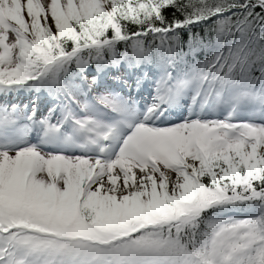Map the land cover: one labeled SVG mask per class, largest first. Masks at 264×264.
Masks as SVG:
<instances>
[{"label":"snow or ice","instance_id":"obj_1","mask_svg":"<svg viewBox=\"0 0 264 264\" xmlns=\"http://www.w3.org/2000/svg\"><path fill=\"white\" fill-rule=\"evenodd\" d=\"M0 264H264V0H0Z\"/></svg>","mask_w":264,"mask_h":264}]
</instances>
